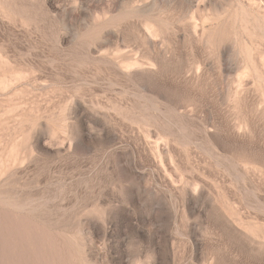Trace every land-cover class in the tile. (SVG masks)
<instances>
[{
	"label": "rangeland",
	"instance_id": "obj_1",
	"mask_svg": "<svg viewBox=\"0 0 264 264\" xmlns=\"http://www.w3.org/2000/svg\"><path fill=\"white\" fill-rule=\"evenodd\" d=\"M0 264H264V0H0Z\"/></svg>",
	"mask_w": 264,
	"mask_h": 264
}]
</instances>
